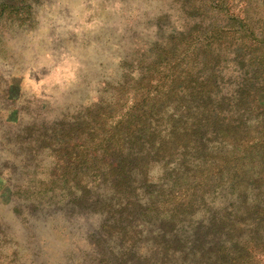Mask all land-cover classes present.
<instances>
[{"label": "rangeland", "instance_id": "1", "mask_svg": "<svg viewBox=\"0 0 264 264\" xmlns=\"http://www.w3.org/2000/svg\"><path fill=\"white\" fill-rule=\"evenodd\" d=\"M23 1L0 0V264H82L89 247L80 229L92 230L96 216L73 211L81 228L63 247L45 245L43 218L27 215L44 212L39 200L59 195L64 181L36 121L153 144L138 190L168 221L175 254L167 264H264V43L255 53L245 44L243 61L223 44L190 49L189 34L196 39L213 15L211 0ZM218 1L264 16V0ZM86 136L75 137V150ZM80 160L78 181L101 164Z\"/></svg>", "mask_w": 264, "mask_h": 264}, {"label": "trees", "instance_id": "2", "mask_svg": "<svg viewBox=\"0 0 264 264\" xmlns=\"http://www.w3.org/2000/svg\"><path fill=\"white\" fill-rule=\"evenodd\" d=\"M13 1L15 2L8 4L13 8L17 3L24 2L23 0ZM211 1L210 9L213 15L203 23L204 30L198 29L196 39H192L189 34L188 47L196 48L199 43H205L206 52H212L211 45L215 49L223 44L236 53L232 61H243L245 44L250 45L249 52L255 53L264 43V28L261 27L262 24L264 25V16L254 19L233 10V2L228 1L230 8L224 9L219 6L220 1ZM221 4L226 5L223 2ZM223 15H226V19ZM179 49L181 45L174 46L172 52L175 56ZM258 63L259 66L262 64ZM157 83L156 87L159 86V82ZM34 126L39 131L41 142L44 144L42 146H46L57 159L62 161V164L58 166L62 173L57 176L56 181L64 179L61 188L57 189L60 196L56 194L46 201L39 200L41 202L39 205L44 212L28 210L27 215L31 220L36 215L43 218L40 222L48 232L47 238L43 240L45 245L55 241L60 243V246H69L71 241L68 238L69 232L78 231L81 228V226L77 228L71 222L73 216H77L73 213L75 211L81 215L96 216L92 230L86 227L80 229L82 239L88 240L89 246L83 254L82 264H167L170 257H174L175 253L167 241L172 235L163 226L168 221L160 219L152 206V198H144L146 189L143 192L138 190L142 186L146 188L148 179L144 172L143 161L155 149L152 143L149 142L147 147L141 134L134 137L132 141L128 139V136L132 135L130 132H122L123 136H121L111 131L110 138L107 139V135L99 134L101 126L88 131L78 126L74 127L68 122L53 124L47 128L44 121H36ZM78 134L87 136L82 138L79 144L81 146L75 150L73 144L78 143V140H75ZM121 139L129 140L130 144L125 148ZM236 149L240 151V154H244V148ZM83 157L95 159L101 164L91 166L92 174L82 172L81 180L78 181L73 171L75 167L78 168L77 164ZM255 161L256 157L251 162ZM87 163L88 161L85 160L83 165ZM70 164L73 167H70ZM141 168L143 172H140ZM138 172L141 173V183L131 187V177L136 176ZM84 177L86 180L82 182ZM7 180L10 181V178ZM55 189L47 191L57 193ZM20 190L19 187L18 192ZM178 191L175 192L178 193ZM19 196L22 197V195ZM1 217L5 219L6 212H3ZM36 229L38 231L36 233H40L43 239V227L38 229L37 225ZM1 236L6 237V234L3 232ZM52 252L55 250L52 249L51 254ZM31 263L39 264L36 260Z\"/></svg>", "mask_w": 264, "mask_h": 264}]
</instances>
